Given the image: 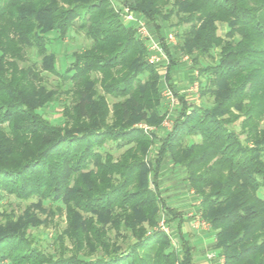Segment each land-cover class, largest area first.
Instances as JSON below:
<instances>
[{
	"label": "trees",
	"instance_id": "obj_1",
	"mask_svg": "<svg viewBox=\"0 0 264 264\" xmlns=\"http://www.w3.org/2000/svg\"><path fill=\"white\" fill-rule=\"evenodd\" d=\"M122 2L161 43L168 81L188 57L202 102L178 96L172 131L145 133L166 115L161 76L109 0H0V264H195L179 232L174 245L157 228L179 219L159 192L165 160L184 170L223 264H264V0ZM75 26L89 44L59 71L49 36ZM63 95L54 124L45 108ZM6 199L28 204L19 214ZM60 205L67 228L46 252L35 211Z\"/></svg>",
	"mask_w": 264,
	"mask_h": 264
},
{
	"label": "crops",
	"instance_id": "obj_2",
	"mask_svg": "<svg viewBox=\"0 0 264 264\" xmlns=\"http://www.w3.org/2000/svg\"><path fill=\"white\" fill-rule=\"evenodd\" d=\"M115 3L123 5L121 0H115ZM169 66L170 62L166 68V76ZM171 69L170 81L166 79L170 88L172 83H174V79L180 84H187L190 83L187 81L196 79V72L191 70V63L184 61L183 58H181L179 64L173 66ZM157 71L161 76V70L159 69ZM160 88H162L161 85ZM183 100L187 105L199 106L200 94L199 97H196L197 104H195L196 102L194 103L195 97L191 94L189 98L183 97ZM177 114L174 113L169 116V120L172 123L169 129L163 126V122L167 115L166 113L162 124L159 128H156L157 132L155 134H158V137H163L172 131ZM156 149L157 148H155L154 151H156ZM159 186L160 190L163 191V193L160 194L166 207L174 209L179 215V219L174 223L175 227L173 226V229L167 226V234L172 236L173 244H177L174 240L175 236L173 234L175 233L173 231L176 233L179 232L180 236L184 237L193 248V260L195 264H223L224 261L220 255V251L216 248L215 236L210 225L204 222L199 213H197L199 201L195 199L193 192L188 189L187 183L185 182L184 170L182 168H173L170 163L165 160L159 171ZM198 219L201 222L199 226L195 224Z\"/></svg>",
	"mask_w": 264,
	"mask_h": 264
},
{
	"label": "rangeland",
	"instance_id": "obj_3",
	"mask_svg": "<svg viewBox=\"0 0 264 264\" xmlns=\"http://www.w3.org/2000/svg\"><path fill=\"white\" fill-rule=\"evenodd\" d=\"M113 3H114L113 5L110 3V7L113 9L115 13H117L114 7H118L120 5L119 3H115V0H113ZM123 22L126 23L127 25L130 24L129 22H126L124 20ZM171 23L175 24L176 19L172 18ZM225 31H226L225 25L219 24V34L221 36H224ZM170 32L175 34L177 31L176 30L167 31V33H170ZM49 38L52 40V44L49 46V50L56 54V58H57L56 67L59 69V71L64 70L65 66L71 62L70 56L72 52L83 50L89 44V41L87 40V38L84 37L83 34L76 32V26L70 30L68 36L63 41L57 40V35H54V34L50 35ZM41 76L43 77L45 84L51 89H57L58 86L61 85L60 79L54 75L47 74L46 72H41ZM187 82H191V80ZM174 83H172L171 85V91L173 92L175 98L178 99L179 98L178 96L180 95H182L183 97L189 98L190 93L187 92L189 83L180 84L175 79H174ZM161 89L162 88H160L161 105H162V109L166 111V108L163 105L164 98L162 96L163 93ZM65 100L67 99L65 95H63L60 98L59 103L52 104L51 106H48L47 108H45L44 116L46 117L48 121L54 124H57L60 121V120H57L58 118L57 116L59 115L62 109L61 104ZM108 102L109 104H111L110 99H108ZM201 102L202 100L200 99L199 104ZM189 103H192V102H189ZM177 108L179 109V105L178 107H176V109ZM178 109L175 114L178 113L179 111ZM140 125L142 124H139L136 127L138 129H141L139 128ZM263 126H264V122H263ZM152 128L156 129L155 127H152ZM156 136L158 137V134H155V137ZM194 140L197 141L198 139H194ZM109 147L111 146H107V148ZM111 152L113 153L114 157H118V155L122 152V150L116 151L115 148L112 147ZM154 152L155 151H153V153ZM159 192L163 193V191H161L160 188H159ZM1 203L6 207L7 210H14L16 213H19V214L24 210L25 206L28 204V203H20V202L14 201L13 199H6V200H3ZM59 207H60V210H54V208L52 207L53 208V211H52L46 207L41 211H35L38 217L44 222L41 225H39L37 228L32 229L31 235L35 239V244H36L35 246H39L42 250L46 252L53 250V242H54V237L56 235V232L64 233V231L67 228L68 220L65 214V208L62 205H60ZM174 223L172 222L169 223V227L173 229V226L175 227ZM167 225L168 224L166 222L165 214L163 215L161 214L160 221H159L157 228L159 230H163L162 226L167 228ZM173 232L175 233L173 234L175 236L176 232L175 231ZM65 241H67V239H65Z\"/></svg>",
	"mask_w": 264,
	"mask_h": 264
},
{
	"label": "built area",
	"instance_id": "obj_4",
	"mask_svg": "<svg viewBox=\"0 0 264 264\" xmlns=\"http://www.w3.org/2000/svg\"><path fill=\"white\" fill-rule=\"evenodd\" d=\"M111 4L113 5V0H110ZM116 12L120 15L121 19L126 22H131L134 25L135 32L137 38L145 45L147 49V61L150 65L157 68V70H161V87H162V96H163V103L166 108V118L163 122V126L167 128H171V121L169 120V116L171 114H174L177 112L176 107H178L179 102L178 99L175 98L173 92L171 91V88L168 86L166 81V68L169 65V58L166 55L162 45L160 42H158L152 33L150 32L148 25L146 24V21L142 17L135 16L134 14L130 13L125 6L122 4L118 7H114ZM165 42L169 47H173L176 45L175 37L172 33H167L165 37ZM184 61H187L189 63L190 60L188 57H182ZM197 76V72L196 75ZM188 93H190L192 96L195 97L194 103L197 104L196 97H199V86L196 79L192 80L188 85ZM176 110V111H175ZM139 128H141L145 133L152 134L156 133V129L149 127L147 125H140ZM199 219L195 222L197 226L200 225ZM162 229L167 232V228L162 226Z\"/></svg>",
	"mask_w": 264,
	"mask_h": 264
}]
</instances>
